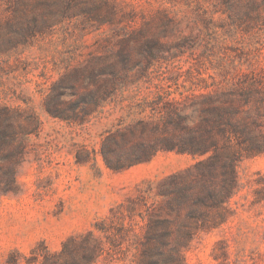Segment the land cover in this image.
Returning a JSON list of instances; mask_svg holds the SVG:
<instances>
[{"label": "rangeland", "instance_id": "obj_1", "mask_svg": "<svg viewBox=\"0 0 264 264\" xmlns=\"http://www.w3.org/2000/svg\"><path fill=\"white\" fill-rule=\"evenodd\" d=\"M256 79L264 0H0V264H42L36 253L89 232L109 251L98 264H139L159 215L171 220L167 258L179 248L186 264H264V151L194 220L169 212L164 193L207 177L225 192L212 153L131 164L204 96Z\"/></svg>", "mask_w": 264, "mask_h": 264}, {"label": "trees", "instance_id": "obj_2", "mask_svg": "<svg viewBox=\"0 0 264 264\" xmlns=\"http://www.w3.org/2000/svg\"><path fill=\"white\" fill-rule=\"evenodd\" d=\"M264 83L255 80L237 92L222 96H204L200 112L180 116L173 121L174 133L156 143L142 142L136 146L132 163L152 158L159 150H177L194 155L212 153V165L220 164L229 173V186L225 192L217 193L211 178H201L178 189H168L169 212L180 214L188 209V219L198 218L200 207L220 205L238 188L237 167L245 156L264 151ZM253 105L251 108L248 106ZM198 118L197 120L195 118ZM110 164V161H108ZM171 220L161 215L152 219L144 243L139 264H186L182 251L175 249V255L165 256V247L170 236ZM98 226V225H97ZM186 248L192 240L191 229L183 227ZM186 228V229H185ZM109 254L104 241L89 232L80 244L67 242L58 253H36L42 264H98Z\"/></svg>", "mask_w": 264, "mask_h": 264}]
</instances>
